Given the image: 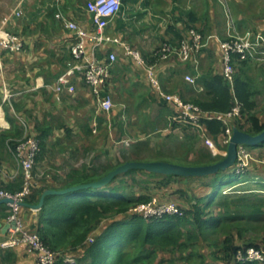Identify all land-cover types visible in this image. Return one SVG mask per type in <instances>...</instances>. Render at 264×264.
<instances>
[{"label": "crops", "instance_id": "0c3cea01", "mask_svg": "<svg viewBox=\"0 0 264 264\" xmlns=\"http://www.w3.org/2000/svg\"><path fill=\"white\" fill-rule=\"evenodd\" d=\"M90 1L92 0H30L23 7L24 15L18 18L11 16L19 0H0V28L4 27L20 35L24 40L23 51L3 52L0 55V115L3 116H0L2 118L0 119V143H4L3 138L7 135L9 138L6 141L11 139L17 141L22 138L18 116L27 115L32 121L31 125L37 124V135H39V128L50 129L49 135H51L53 126L50 123L52 122L50 116L57 112L63 114L65 111H73V109L78 112V115L80 114L79 117L75 114L78 120L83 119L82 113L90 112L93 117L95 112L96 121L102 118L105 120L101 119L103 123L109 122L111 125L115 122L120 123L119 128L124 132L130 129L128 123L135 120V118L131 120L125 117V112H134L141 129L137 143L147 142L144 140L145 135L155 133L161 127L171 129L173 126V130L183 129V132H187V125L190 124L175 122L179 126L173 125L172 118L179 114V110L162 99L152 86L146 72L136 65L123 47L117 44H108L101 53L102 56L109 53L117 55V62L112 68L107 90L115 103L109 115L99 112L91 89L80 77L76 78L74 83L75 96L66 90L62 95H58L53 90L58 79L66 72L74 41V35L58 21L57 13L62 12L88 32H94L95 29L87 10ZM225 6L219 0H125L119 14L106 30V34L118 38L130 48L139 51L149 64H156L155 75L160 80L164 92L179 95L185 102L205 103L211 100L209 88L215 78L223 77L222 51L217 41H209L197 58V65L195 61L183 63L176 56H172L167 61L157 62L153 55L165 44L178 49L183 37L185 38L192 28L200 30L205 38L216 34L221 39H225L229 31V20H232L239 32L252 30L264 34V0H226ZM231 8L234 9L236 15L235 21L231 17ZM257 69L254 72V67L250 64L245 69V76L253 78L259 84H264L262 81L264 72H261L259 67ZM186 76L197 77V84L193 85L188 82ZM6 90L10 93L8 97ZM257 99L259 98L255 99L256 102ZM255 111L264 121V115H261L257 104ZM165 121L168 122L166 126H164ZM204 132L210 140L219 142L223 140L219 155L222 156L220 159L225 158L228 152L227 147H224L225 136L223 134L213 136L207 129H204ZM123 139V142L128 140L127 137ZM179 141L183 143L182 139ZM131 142L134 143V141ZM177 151L180 152L179 149ZM208 152L196 156L195 159L189 157L188 153L182 155L184 153L168 152L170 157L165 156V158L189 163L196 159L209 161L219 156H215L210 150ZM251 153L255 159L257 157L263 159L258 162H264V145L257 147ZM207 155L210 156L209 159ZM0 159V167H2L0 188L11 193L19 192L22 186V174L19 175L14 165L10 163L3 146L0 147ZM255 168L253 172L251 169L249 171L251 179L254 180L248 183L253 184L255 181L264 183V166L255 165ZM248 183L242 184L241 188H248L246 187ZM188 187L194 190L195 182L192 181ZM256 187L250 188L264 192V187L260 184ZM40 188H42L40 185L36 188L29 199L31 203L28 202L27 205H36L40 202L42 197L39 199ZM177 188L169 187L162 191H175ZM49 189L51 188L46 190ZM210 191L211 189L208 193ZM9 212L8 204H0V243L11 236L12 226L8 221ZM21 215L30 231L39 232L42 224L41 210H33L29 206H24ZM205 249L204 252L212 258L216 250L208 247ZM82 253L77 251L79 256L77 257L80 258ZM37 258V254L26 245L0 248V264H38Z\"/></svg>", "mask_w": 264, "mask_h": 264}, {"label": "trees", "instance_id": "16d2710c", "mask_svg": "<svg viewBox=\"0 0 264 264\" xmlns=\"http://www.w3.org/2000/svg\"><path fill=\"white\" fill-rule=\"evenodd\" d=\"M235 64V67L238 64L241 67L239 73L235 75V94L223 74V77L215 78L209 88L211 100L194 103L207 113H226L232 109L236 96L245 104L246 112L243 110L241 116L233 120V127L251 135H259L264 131V121L251 110L255 111V99L264 96V85L261 88L257 81L245 76V69L250 65L248 61L236 59ZM260 68V71L264 72V68ZM262 81L264 82L263 79ZM167 124L168 122L165 121L164 126ZM203 124L213 136L225 134L224 125L217 120L205 121ZM173 125L176 126L175 122ZM38 133L43 151L50 129L39 128ZM7 138L9 135L3 140L6 141ZM148 145V142L134 143L133 149L129 150L130 156H127L128 153L124 154L125 162L122 164L165 161L184 166H206L224 159L214 161L207 155L210 162L199 159V162L190 164L159 156L154 161H145L142 154ZM253 168L256 169L255 165L243 175H237L231 168L212 176L199 178L131 170L124 176L140 174L146 178L142 184L148 189V194H138L139 196L130 194L127 192L129 187L123 185L126 180L117 177L103 189H89L66 196L49 197L41 209L42 224L38 233L47 246L60 254L57 264H170L169 262L242 264L236 260L239 251L249 247L264 248V195L258 191L259 189L241 188L242 184L254 180L251 179L249 172L250 169L253 172ZM115 169L112 168L111 171ZM111 171L107 170L103 173L95 170L90 174L86 169L73 170L68 177L69 181L62 188L57 189L56 185L51 188L63 190L94 183ZM187 180L195 182V189L190 188L194 196L189 200L192 201L191 203L188 201L183 204L181 197L174 198L177 201L169 199L163 201L157 198L162 204L174 202L180 214L146 218L131 212L136 206L156 199L157 192L161 193L163 189L169 187L175 188L174 185L178 187V193L186 196L184 189H179L182 187L177 184ZM253 184L264 187L263 182L255 181ZM23 185L22 180L20 191ZM48 187L40 188L39 199ZM35 191L36 189L32 190L25 203H31L29 199ZM121 216L125 218L119 219ZM112 217L115 219L112 220ZM248 233H252V236ZM89 239L93 242L88 243ZM204 247L216 250L212 255L213 259L204 252ZM78 250L83 252L82 256L74 263H67L65 257Z\"/></svg>", "mask_w": 264, "mask_h": 264}, {"label": "built area", "instance_id": "2783aa9c", "mask_svg": "<svg viewBox=\"0 0 264 264\" xmlns=\"http://www.w3.org/2000/svg\"><path fill=\"white\" fill-rule=\"evenodd\" d=\"M30 0H19L17 7L13 10L11 17H22L24 15L23 7ZM125 0H92L87 5V10L91 17V23L95 29L94 32H88L83 26L69 19L62 12L57 13V19L65 29L74 35V41L71 48V59L67 62L66 72L58 79L53 90L62 95L66 90L75 96L76 78H82L84 83L91 89L95 98L99 112L109 115L114 107V99L107 91L111 78V71L117 62V55L109 53L102 56V50L108 44L119 45L124 48L126 54L133 58L136 65L142 68L152 86L158 91L162 99L174 105L179 114L172 118V122L193 124L204 126L203 122L217 120L225 127V138L227 143L233 135V120L241 116L242 103L234 98V105L226 113H207L194 103L185 102L179 95L168 94L161 87L160 80L155 75L156 64H149L143 55L130 46L122 43L116 37H110L106 30L113 19L119 14ZM226 5V0H219ZM229 31L225 39L213 34L208 38L197 29H191L181 41L178 49L172 48L165 44L154 53L156 61H167L172 56H176L181 62L188 63L195 61L208 45L209 41L218 42L222 51V67L226 80L230 83L233 93L236 67L235 61L258 62L264 66V34L258 31L247 30L239 32L229 20ZM24 49V40L20 35L14 34L4 27L0 28V55L3 52L19 53ZM186 80L193 85L197 84V77L186 76ZM10 94L6 90V96ZM21 128L24 130L23 141L18 143L13 151L19 168L21 169L24 185L20 192L11 193L6 189L0 188V201L9 199L13 201L8 204L10 212L8 221L14 224L11 228V236L0 243V248H14L20 245H26L31 251L38 256V264H57L60 254L53 251L45 244L38 232L30 231L26 226L21 215L22 203L31 194L33 189L39 186L35 181L34 169L37 156L40 152V141L36 133H32L31 124L18 116ZM97 127L95 120L94 128ZM252 153L246 146L238 147V158L236 164L232 167L233 172L237 175L245 174L250 168L252 162ZM131 212L152 218L163 215L180 214L178 207L174 203L162 204L157 199H153L147 204L136 206ZM67 263H74L73 258L68 255L65 257ZM236 260L238 263L246 264L258 262L264 264V248L249 247L244 251H239Z\"/></svg>", "mask_w": 264, "mask_h": 264}, {"label": "rangeland", "instance_id": "374dc122", "mask_svg": "<svg viewBox=\"0 0 264 264\" xmlns=\"http://www.w3.org/2000/svg\"><path fill=\"white\" fill-rule=\"evenodd\" d=\"M221 4L225 6L223 3ZM230 13H231V17L233 18V21H235L236 15L233 8L230 9ZM228 14L229 13H227V15ZM249 64H251L252 67H254V72L258 70L257 69L258 67L264 68L263 64L258 62L252 61L249 62ZM240 68L241 67L238 64L235 68L236 74L239 73ZM259 85H261V88H263L264 84L260 83ZM239 101L242 103L243 106L242 111L243 110L245 111L246 109L245 104L240 99ZM256 104L259 107L260 113H263L264 96L257 99ZM253 110L251 111L254 112L255 114H258L257 111H253ZM94 113H93V117L92 115H90V112L82 113L83 119L79 118V120L75 116V114L78 115V112H76L75 109L69 112L65 111L63 114L62 113L59 114V112H57L54 115L50 116L52 120V122L50 123L53 126L52 127L53 132L51 133V135L48 136L49 138L45 142V149L43 151L41 150V146H40V152L38 154L39 156H37L35 169H34L35 181L38 182L41 187L43 186L48 187L50 185V187L48 188H51V186L54 187L56 185L57 189L62 188L65 185V183L69 181L68 177L71 171L73 170L86 169L90 174H93L95 170H98L99 172L103 171V173L104 171L107 170L111 171L112 168H117L123 162H125L124 154L128 153L127 156H130L129 150H132L134 143L136 144L137 141L139 140L140 138L139 133L141 130L140 127L138 126L139 120L134 115V112H130V113L125 112V117L126 116L129 117L131 120L132 118H135L134 121L132 120L131 122L128 123V127L130 129L127 132L120 130L119 128L121 125L120 123L115 122L114 125L113 124L111 125V123L109 122L103 123V121L105 120L102 118H100L99 121H96L98 125L96 128H94V123H95ZM79 115L77 117H79ZM136 115L138 114L136 113ZM0 116L3 117L2 115ZM1 117L0 119H2ZM21 118L26 119L30 124H32V121L27 115H22ZM101 119L103 121H101ZM31 126H32V133H37L36 131L38 125L33 124ZM84 126H86V128ZM176 126H179V124H177ZM204 126H196L193 124L187 125L186 128L187 132H183V129L173 130L172 129L173 126L171 127V129H169L168 127L166 128L161 127L159 131L155 133H151L148 136L145 135L146 138L144 140L147 141L149 145L147 148H145L146 150L143 151L144 153L142 154V158L144 160L146 159L145 161L147 160L154 161L159 156L160 158H165V156L170 157V153L168 152H172L176 154L184 153L182 155H186L188 153L189 157L195 159L196 156L203 155L204 153H209L208 150H210L215 156L219 155V151L222 147L223 140L219 142L217 140L208 139V137L204 132L205 129ZM114 127L116 128L115 131H114ZM21 131H22V138L18 139L19 141L18 140L16 141L15 139H11L10 141L9 140L4 141L3 144L0 143V147L2 146L4 147L7 156L9 157L10 163L14 165L19 175H21L22 173H21V169L19 168V164L15 156L13 155V151L15 150L17 144L23 141L24 130L21 128ZM125 137H127L128 140H126V142H123L124 140L123 138ZM181 139L183 140V143L182 141H179ZM131 141H134V143ZM224 141H225L224 147H227L226 149H228L229 143L228 144L226 143V138L224 139ZM180 144L181 146H179ZM246 148L251 152L257 149V147H250V146H246ZM177 149H179L180 152H178ZM182 151H186V152H182ZM193 151H195V153ZM221 157L222 156L219 155L213 157L212 160L217 161ZM252 158H253L252 161L255 164L251 162L252 165L250 164V167H252L253 165L264 166V162H258L262 158L258 159L257 157V159H255L253 155ZM199 161L200 160L196 159L194 162H189V163H196ZM0 163H1V159H0ZM1 169L2 167H0V170ZM247 173L248 172H246V174ZM118 178L119 179L124 178V180H126L125 181L126 183H124L123 185L129 187L127 189V192H130V194L142 195L145 193L147 194L149 193L148 189H146V187L142 184L144 179L146 178L142 177L140 174H134L132 176L121 175ZM191 182L192 181L187 180L181 182L180 184H177L178 186L182 187L179 189H184V191L186 192L185 193L186 196H182L180 193H178L177 190L178 188H177L175 191H164V192L161 191V193L157 192L156 199L161 198V200L163 201H165L164 199L177 201L174 198L178 199L179 197H181L183 200L182 201L183 204H185V202L188 203L190 198L194 197L192 196L190 187H188ZM256 185L257 184L248 183V186H246L248 188L246 189L257 188ZM174 187L177 186L174 185ZM262 193L264 195V192ZM191 202L192 201H189V203ZM115 217H112V220L115 219ZM122 217L125 218V216H121L119 219H122ZM100 227L101 226H99V228ZM248 234L249 236H252V233H248ZM253 234L257 236L255 231H253ZM221 236H223V234H221ZM210 240L212 241V239ZM92 242L93 240L89 239L88 243H92ZM79 251L80 250H78V252ZM70 256L73 258L74 261L79 259L77 252H75V254L73 253ZM169 263L184 264L182 262L179 263L169 262Z\"/></svg>", "mask_w": 264, "mask_h": 264}, {"label": "water", "instance_id": "95a60500", "mask_svg": "<svg viewBox=\"0 0 264 264\" xmlns=\"http://www.w3.org/2000/svg\"><path fill=\"white\" fill-rule=\"evenodd\" d=\"M262 145H264V131L259 135H251L249 133L240 131L235 127L233 130L232 138L229 141L227 156L222 161L216 164L206 166H184L165 161L128 162L120 165L115 170L111 171L107 176L97 182L78 185L63 190H45L38 204L27 205L26 203H22V207L29 206L33 210H41L44 207L47 198L49 197L66 196L72 193L89 189H103L107 187L115 178L124 175L131 170H142L152 174L172 175L184 178L212 176L221 171H227L236 164L239 146L257 147ZM12 202L13 201L9 199H4L0 201V204H10ZM11 226L13 227L14 224H11Z\"/></svg>", "mask_w": 264, "mask_h": 264}]
</instances>
